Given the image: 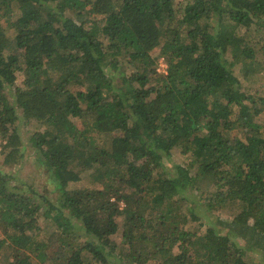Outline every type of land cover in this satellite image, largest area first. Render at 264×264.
I'll list each match as a JSON object with an SVG mask.
<instances>
[{"label":"trees","instance_id":"1","mask_svg":"<svg viewBox=\"0 0 264 264\" xmlns=\"http://www.w3.org/2000/svg\"><path fill=\"white\" fill-rule=\"evenodd\" d=\"M261 67L264 0H0L4 264L264 257ZM18 112L44 127L29 145L56 202L10 172L25 164ZM83 173L101 187L70 189Z\"/></svg>","mask_w":264,"mask_h":264},{"label":"rangeland","instance_id":"2","mask_svg":"<svg viewBox=\"0 0 264 264\" xmlns=\"http://www.w3.org/2000/svg\"><path fill=\"white\" fill-rule=\"evenodd\" d=\"M259 58H263L262 52L259 56ZM168 68V64L166 63L165 59L161 57L159 59V67L158 70L160 72H165ZM264 68H258L256 72L252 73V79L250 84L253 85L252 80H260L261 78H264ZM259 85L256 83V86ZM263 92V91H262ZM21 120V130L22 134L24 137V153H25V164L24 166L21 167H15L12 168V171L15 174V177L17 178V182L21 183V180H25L28 183L33 184V188H35L37 191L42 192L44 195L48 196L52 201L56 202L57 198L60 197V190L57 189V184L56 182L53 181L54 177L52 175V172L45 168L44 163L41 161L40 154L38 150L33 147L32 145H29V139L31 135L33 134L34 130L36 129H44L43 125L39 123H29L25 124V121L23 120L22 114L18 112ZM260 122L264 123V114H261L257 118ZM82 126V123H80ZM2 156L3 154L1 153L0 155V168H4L1 164L2 162ZM170 163H178V162H184L186 161V157L181 154L179 151H175L174 154L171 156L169 159ZM84 174V173H83ZM84 179L79 182H73L69 185L70 189H76V188H96V187H101L100 184L96 183L91 176L87 175V173L84 174ZM208 182L207 184L210 185L211 187H214L213 183L206 179ZM23 182V181H22ZM210 187V188H211ZM220 212V213H219ZM218 214L221 215H230L232 216L231 212H225V211H220L216 210L215 214L210 213V218L212 221H215L217 218L216 216ZM206 220H209L208 217ZM43 220V218L41 219ZM46 221V220H44ZM212 223V222H211ZM187 227H190V224L187 225ZM209 227V223H205L202 226V232H204L207 228ZM225 231V230H224ZM3 236L2 231L0 230V238ZM39 239H44L47 237L46 231H41V233L38 235ZM242 244L245 243L244 240H240ZM258 250H253V251H248L246 252V259L248 262L251 264H257L259 261H262L264 263V257L260 255V253H257ZM4 253V254H3ZM7 256V249L3 247L0 250V264H4L5 257ZM148 264H157L154 261H150Z\"/></svg>","mask_w":264,"mask_h":264},{"label":"built area","instance_id":"3","mask_svg":"<svg viewBox=\"0 0 264 264\" xmlns=\"http://www.w3.org/2000/svg\"><path fill=\"white\" fill-rule=\"evenodd\" d=\"M2 150H3V146H2L1 135H0V155L2 153Z\"/></svg>","mask_w":264,"mask_h":264}]
</instances>
